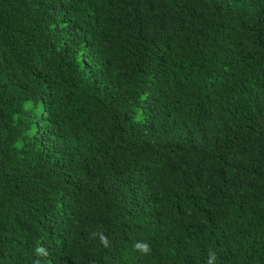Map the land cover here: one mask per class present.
Returning a JSON list of instances; mask_svg holds the SVG:
<instances>
[{"label":"trees","instance_id":"obj_1","mask_svg":"<svg viewBox=\"0 0 264 264\" xmlns=\"http://www.w3.org/2000/svg\"><path fill=\"white\" fill-rule=\"evenodd\" d=\"M0 264H264V0H0Z\"/></svg>","mask_w":264,"mask_h":264},{"label":"clouds","instance_id":"obj_2","mask_svg":"<svg viewBox=\"0 0 264 264\" xmlns=\"http://www.w3.org/2000/svg\"><path fill=\"white\" fill-rule=\"evenodd\" d=\"M100 239H101V242H102L105 246H107V244H108L107 238L104 237V236H101ZM135 247H136L137 249L141 250V251H142L143 253H145V254H147V253L150 251V247H149L147 244H140V243H137V244L135 245ZM36 251H37L38 254H40V253H44V252H45V250H44L43 248H38Z\"/></svg>","mask_w":264,"mask_h":264},{"label":"bare ground","instance_id":"obj_3","mask_svg":"<svg viewBox=\"0 0 264 264\" xmlns=\"http://www.w3.org/2000/svg\"><path fill=\"white\" fill-rule=\"evenodd\" d=\"M204 226V225H203Z\"/></svg>","mask_w":264,"mask_h":264}]
</instances>
